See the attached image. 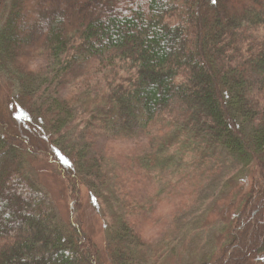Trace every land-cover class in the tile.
<instances>
[{
    "label": "trees",
    "instance_id": "obj_1",
    "mask_svg": "<svg viewBox=\"0 0 264 264\" xmlns=\"http://www.w3.org/2000/svg\"><path fill=\"white\" fill-rule=\"evenodd\" d=\"M0 76V264H104L81 193L92 183L107 204L112 171L71 130L132 140L163 122L154 142L180 144L182 157L195 150L199 162L207 144L252 173L220 253L199 264L264 255V0H0ZM37 157L65 179L67 223L24 170ZM127 160L144 170L141 157ZM120 187L107 254L111 264H143L142 223L127 216L141 205L129 213Z\"/></svg>",
    "mask_w": 264,
    "mask_h": 264
},
{
    "label": "rangeland",
    "instance_id": "obj_2",
    "mask_svg": "<svg viewBox=\"0 0 264 264\" xmlns=\"http://www.w3.org/2000/svg\"><path fill=\"white\" fill-rule=\"evenodd\" d=\"M5 80L0 76V101L7 97ZM167 127V123L163 122V128ZM160 129V133H143L132 140L110 137L108 141L95 133L88 136L76 127L71 130L78 138V144L82 147L87 144L91 155L103 156L104 165L106 163L107 169L112 171V190L102 189L109 197L107 204L103 199L96 201L93 198L95 188L92 183L84 184L81 193L85 227L96 242L104 264H111L106 248V228L112 222L110 215L121 205L113 195L119 185L122 186L119 195L132 205L129 213L133 203L141 205L137 216L134 217L133 213L127 216L131 222L138 219L142 223L146 242L140 250L143 264H199L204 258L218 255L230 231V224L240 210L243 194L249 190L252 173L240 161L207 144L204 147L205 156L200 162L195 150L185 151L182 157L184 147L180 144L168 150V145L163 147V136L159 135V139L153 141L152 134L164 132ZM130 155L142 158L144 170L127 160ZM154 155L156 159L172 158L173 163H164L166 168L157 163L155 170H149L145 160L154 158ZM56 169L43 157L28 158L24 164L25 172L35 180L41 197L61 222L67 223L70 199L65 179ZM136 172L141 174L137 182ZM148 174L152 176L148 178ZM106 206L113 209H106ZM119 213H122L121 209ZM248 264H264V255Z\"/></svg>",
    "mask_w": 264,
    "mask_h": 264
},
{
    "label": "snow or ice",
    "instance_id": "obj_3",
    "mask_svg": "<svg viewBox=\"0 0 264 264\" xmlns=\"http://www.w3.org/2000/svg\"><path fill=\"white\" fill-rule=\"evenodd\" d=\"M215 2V0H213V3Z\"/></svg>",
    "mask_w": 264,
    "mask_h": 264
}]
</instances>
